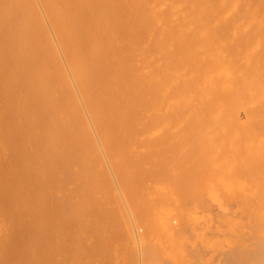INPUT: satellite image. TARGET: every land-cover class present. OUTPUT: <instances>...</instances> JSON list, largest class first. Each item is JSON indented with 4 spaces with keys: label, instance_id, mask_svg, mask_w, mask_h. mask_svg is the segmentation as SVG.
I'll list each match as a JSON object with an SVG mask.
<instances>
[{
    "label": "rangeland",
    "instance_id": "374dc122",
    "mask_svg": "<svg viewBox=\"0 0 264 264\" xmlns=\"http://www.w3.org/2000/svg\"><path fill=\"white\" fill-rule=\"evenodd\" d=\"M39 1L0 0V264H261L264 221L248 216L264 190L251 154L264 141V0ZM166 67L173 83L193 73L196 92L202 70L214 85L232 72L237 95L211 93L232 125L212 131L223 116L210 104L195 124L171 112L182 87L160 96L147 74L168 82Z\"/></svg>",
    "mask_w": 264,
    "mask_h": 264
},
{
    "label": "bare ground",
    "instance_id": "6f19581e",
    "mask_svg": "<svg viewBox=\"0 0 264 264\" xmlns=\"http://www.w3.org/2000/svg\"><path fill=\"white\" fill-rule=\"evenodd\" d=\"M80 1V0H79ZM79 1H78V3H79ZM34 2H35V5H40V1L39 0H34ZM76 2V1H75ZM76 4V5H79V4ZM223 3V2H222ZM224 4V3H223ZM207 5V4H206ZM202 9V8H201ZM35 14L38 16V17H42L41 16V14L39 13V9L37 8L36 9V11H35ZM51 14H52V19L53 20H55V19H60V17H62V15H63V11L61 10V8L59 7L58 8V6H56V7H54L53 6V8H52V11H51ZM194 15H193V18L195 19L196 18V13L194 12L193 13ZM99 19H100V17H99ZM51 34L48 36V38L50 39V42L55 46V48H56V45H55V33L52 31V32H50ZM112 38L115 40V37L112 35ZM95 41V40H94ZM54 48V49H55ZM100 48H101V46H100V44H99V42L98 41H95L94 43H93V46H92V52L93 53H97L99 50H100ZM191 48H194V49H196V47H191ZM179 51L180 50H178V51H176V52H178L179 53ZM183 51V52H182ZM182 51H180V53H182L181 54V56L182 55H184V56H188V58L190 59V63H191V65H192V67L193 68H195V70L194 71H196V50H192V49H190V47H187V48H183V50ZM177 53V54H178ZM214 53V54H213ZM212 54L216 57L215 58V60L216 59H218L219 58V53L218 52H216V55H215V51L213 52ZM167 54V53H166ZM176 54V55H177ZM218 54V55H217ZM211 55V54H210ZM214 56H212L213 58H214ZM168 57V56H167ZM212 57H209L210 59H213ZM258 62V61H257ZM256 62V63H257ZM251 64V63H250ZM254 64V63H253ZM215 70V69H214ZM214 70H212V73H214ZM165 71H167L168 72V75H170L168 78H167V81L168 82H170V83H168V82H166V78L163 80V81H161V79H159L158 78V73L157 72H154V71H149V72H147V74L151 77V79L154 81V84L152 85V89L154 90V91H156V93L157 94H160V96L162 95V93H161V91L162 90H165L168 94H171V93H173V91L170 93V91H171V88H172V86L173 85H175V84H178L180 87H182V89L181 90H179L178 92H175L173 95H172V97L170 98V106H169V110L172 112H176V111H179V110H184V109H187V112H188V114L185 116V118H183V119H185V121L186 122H191V123H196V122H199L200 121V119H201V113H199V112H201V110H202V108H203V106L204 105H206V104H210V105H212V109L214 108L215 110H217L216 112H218V109L220 110V116H223V120L221 119V118H217V117H215V116H219V114L217 113L216 114V112H215V110H214V112H213V110H212V113H215L214 115L215 116H213L212 115V113H210L209 114V117L211 116L212 117V119L214 118V122L210 119L209 121H212L211 122V124H210V126H211V130H212V126H216V125H218V126H220V128H226V126L227 125H223V124H228V123H232V121H231V119L228 117V112L229 111H232V109L230 108V106L229 105H227L226 106V104L224 105V104H221L220 105V103H217V102H214L213 101V97H212V95H211V93L214 91V90H216V87H220L221 89L223 88V90H225L226 91V93H232V92H234V91H232V90H235V88H232V86L234 87L235 85L231 82V81H229V79L230 80H232V72L230 73V71H229V74L228 73H224L223 72V74H222V79H223V75L224 74H226V77L229 75V79L228 78H224L225 80H223V81H221L222 83L224 82V81H226V83L224 82V84H226V86H228V87H226L225 85H223V86H225V87H223L220 83V85L219 84H216V85H214L212 82H211V80L209 79V78H211V72L210 71H206L205 72V70H202L201 71V73H202V75H203V80L204 81H206L207 82V84H204V82H203V80H202V84L201 85H199L198 87H197V92H196V86H194V87H192V86H190V81L192 80V78H193V73L192 74H190L189 76H187V77H183V78H181V79H179L176 83H173L174 82V76L176 75V70L174 69V68H170V67H166L165 68ZM209 72H210V74H209ZM206 77L208 78V79H206ZM205 78V79H204ZM207 80H210V81H207ZM227 81H229V83H227ZM249 82V81H248ZM256 82V81H255ZM209 83V84H208ZM230 83H232V85L230 86ZM244 83V82H243ZM254 83V82H253ZM257 83V82H256ZM244 84H246V83H244ZM251 84H252V81H251ZM219 85V86H218ZM255 85V84H254ZM253 85V86H254ZM256 86V85H255ZM254 86V87H255ZM236 88H237V86H235ZM242 87H244V86H242ZM247 87L249 88V86L247 85ZM241 88V87H240ZM243 89V88H242ZM242 89H241V91H242ZM251 89V88H250ZM170 90V91H169ZM237 90V89H236ZM236 90H235V92H236ZM230 91H232V92H230ZM238 91V90H237ZM235 92H234V94H235ZM249 93H251L250 91H248ZM262 94V93H261ZM260 94V95H261ZM231 96H232V94H230ZM235 95H237V94H235ZM235 95H233V96H235ZM251 95V94H250ZM252 95H254V94H252ZM248 97V96H247ZM251 97V96H250ZM258 97V96H257ZM262 97H263V95H262ZM264 98V97H263ZM251 99V98H250ZM252 99H253V97H252ZM257 99H259V97L258 98H256V100ZM261 100H262V98H260ZM259 99V100H260ZM259 100H257L258 102H259ZM252 101V100H251ZM257 101H255L256 103H252V104H254V107H255V104H257L258 102ZM263 101H264V99H263ZM262 101V102H263ZM261 102V101H260ZM238 103V102H237ZM241 103V102H240ZM239 103V104H240ZM264 103V102H263ZM244 103H241L240 104V108H241V110H242V106H244L243 105ZM258 105H260V104H258ZM229 106V107H228ZM237 106V105H236ZM261 106V105H260ZM185 107V108H184ZM220 107H221V109H220ZM223 107L225 108L226 107V112L224 111V109H223ZM228 107V108H227ZM238 107V109H239V106H237ZM237 107H236V109H237ZM253 107V108H254ZM259 109H260V111H259V109H256V110H254V113H260L261 112V110L262 111H264L263 109H261L259 106H257ZM229 108L231 109V110H229ZM256 108V107H255ZM172 109H174V110H172ZM223 109V110H222ZM227 109H228V111H227ZM237 109V110H238ZM243 109H244V107H243ZM252 110V111H253ZM258 110V111H257ZM222 111H224V113H226V115H227V117H225L226 115H224V113H221ZM244 111V110H243ZM256 111V112H255ZM199 113V114H198ZM244 113V112H243ZM223 114V115H222ZM261 114H262V116H263V114L264 113H262L261 112ZM251 115V114H250ZM256 115V114H255ZM249 116V115H248ZM251 116H253V114L251 115ZM259 116H260V114L258 115V118H259ZM246 117V118H245ZM225 118V119H224ZM244 118L245 119H247V115L244 113ZM242 119L241 118V120H239L240 121V123L238 124V125H240V124H243V125H245L247 122H249L250 121V119H251V117H248V121H246L245 119ZM218 119H221L222 120V122L220 123L219 121H217L216 122V120ZM227 119H229L228 120V122H227ZM237 120L238 119H240V117L239 118H236ZM252 119H253V117H252ZM254 119L256 120V118H255V116H254ZM226 120V121H225ZM236 120V121H237ZM244 120V122H242ZM258 120V119H257ZM256 120V121H257ZM262 120V119H261ZM260 120V121H261ZM239 121H237V122H239ZM252 121V120H251ZM230 123V124H231ZM234 123V122H233ZM209 124V123H208ZM213 124V125H212ZM220 124V125H219ZM230 124H228V125H230ZM235 124V123H234ZM249 123H247L245 126H247ZM205 125V124H204ZM232 125V124H231ZM210 126H208L209 128H210ZM242 126V125H241ZM204 127V126H203ZM207 127V124H206V126H205V128ZM232 127V126H231ZM214 128V127H213ZM217 128V127H216ZM242 128H243V126H242ZM218 129V128H217ZM208 129H206V131H207ZM215 130V129H214ZM205 131V132H206ZM213 131V130H212ZM211 131V132H212ZM211 132L209 133L210 135H208L207 133H208V131H207V135H208V137H210L211 136ZM215 133V132H214ZM202 134V133H201ZM200 134V135H201ZM203 134H205L204 132H203ZM201 135L200 137H202V136H206V135ZM215 136V135H214ZM213 136V137H214ZM258 135H256V137H257ZM207 137V136H206ZM212 137V138H213ZM253 137H255V135L253 136ZM252 137V138H253ZM231 138V137H230ZM252 138H249V140L248 141H251L250 139H252ZM259 138H261V137H257V138H255V140H257V139H259ZM211 139V138H210ZM246 139H245V141L243 142L244 144H245V146L246 147H244V148H248V146L249 147H254V146H256V144H255V142L256 141H254V140H252V145L250 144V142H249V144H247L246 143ZM212 140V139H211ZM262 140H264V137H262L260 140H259V142H261ZM247 141V142H248ZM263 145H264V141H262L261 142ZM261 143H260V147H259V150H260V152L258 153V149H255L254 150V152L252 151L251 152V154L252 153H254V154H256V150H257V154L258 155H260V156H263L264 157V150H262V149H264L263 147L264 146H262L261 145ZM255 144V145H254ZM243 145V144H242ZM254 145V146H253ZM213 146V145H212ZM262 146V147H261ZM257 148V147H256ZM242 150H244V149H242ZM246 151H249V150H247L246 149ZM216 153V152H215ZM246 156L245 157H247V154H246V152H243ZM248 153V152H247ZM263 153V154H262ZM214 154V153H213ZM250 154V153H249ZM250 154V155H251ZM256 154V155H257ZM262 154V155H261ZM218 155V154H217ZM212 156H216V154L215 155H212ZM211 157V156H210ZM210 157H208V158H210ZM217 157V156H216ZM244 157V158H245ZM249 157H251V156H249ZM257 158L258 159V156H255V155H252V157L250 158V159H252V158ZM212 158H214V157H212ZM244 158H242L243 160H244ZM255 158V159H256ZM241 159V162L243 161ZM255 159H252L253 161L255 160ZM257 159L255 160V161H257ZM261 159H263L262 157L260 158L259 157V159L258 160H261ZM212 160V159H211ZM216 160H217V158H216ZM245 160H246V158H245ZM244 160V161H245ZM248 160V159H247ZM251 160V161H252ZM252 161V162H253ZM213 162V160L211 161V163ZM246 162V161H245ZM244 162V163H245ZM243 163V164H244ZM248 163V162H247ZM250 163V162H249ZM255 163V162H254ZM254 163H251V164H254ZM213 164V163H212ZM214 164H216V163H214ZM250 164V165H251ZM231 165L232 164H230V168H231ZM241 165V164H240ZM247 165H249V164H247ZM247 165L245 166V167H247ZM218 166V165H217ZM235 166V165H234ZM233 165H232V167H234ZM253 166V165H252ZM213 167H215V166H213ZM236 167V166H235ZM244 167H242V169H243ZM251 168V167H250ZM233 169V168H232ZM235 169V168H234ZM244 169H247V168H244ZM248 169H249V167H248ZM262 173H264L263 171H262ZM262 173H260V175L262 174ZM264 175V174H263ZM258 177V176H257ZM256 177V178H257ZM264 177V176H263ZM263 177L261 178V179H263ZM249 178V182L251 183L252 181H253V179H255V178H252V179H250V177H248ZM259 178V177H258ZM259 178V179H260ZM246 180H247V177L245 178ZM244 179V180H245ZM258 179V180H259ZM244 180H242V181H244ZM256 180V179H255ZM257 180V181H258ZM257 181H255L256 182V184H257ZM239 182V181H238ZM237 182V183H238ZM255 182H254V185H255ZM259 182H261V181H258V184H259ZM262 183H264V181L262 182ZM261 183V184H262ZM238 184H242V183H238ZM247 184V183H246ZM258 184H257V186L256 187H259L258 186ZM243 185V184H242ZM247 185H249V183L247 184ZM251 185V184H250ZM249 185V186H250ZM239 186H241V185H239ZM244 186V185H243ZM248 186V187H249ZM247 187V188H248ZM251 188H253L252 186H250ZM248 188V189H246V191L247 190H249L250 191V189L251 188ZM240 188V187H239ZM257 188H255L254 190H256ZM260 190V189H259ZM259 190L257 191L256 190V192H252L251 191V197H253L252 196V193H254V195H255V193H258V196H260V198H261V200H260V198L258 197V200L259 201H255L256 203L257 202H260L261 204L258 206V205H256V213L254 212V211H252L251 213H250V217L248 216V218H252V219H249V221L251 220V221H264V204H263V202L264 201H262V200H264V190H263V193H262V195H259L260 194V192H262V190L259 192ZM244 191V190H243ZM249 191H247L245 194H244V196L246 195V199H247V194L249 193ZM241 193H242V191H240ZM243 194V193H242ZM256 197V198H255ZM263 198V199H262ZM248 199H251V198H249L248 197ZM252 199H256L257 200V195H255ZM251 199V200H252ZM254 200H253V202H254ZM255 202H254V205H255ZM257 206H258V208H257ZM253 213H255V214H253ZM251 215H252V217H251ZM254 215H256V217H254ZM247 218V217H246ZM254 218V219H253ZM264 231V229L262 230V232ZM260 237H262V244H263V246H264V235L263 234H261L260 235ZM261 260H262V262H261V264H264V256L261 258Z\"/></svg>",
    "mask_w": 264,
    "mask_h": 264
}]
</instances>
